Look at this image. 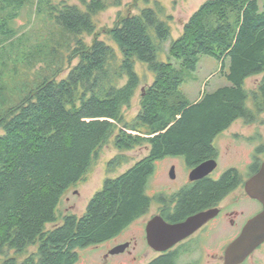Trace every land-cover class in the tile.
<instances>
[{
  "label": "trees",
  "instance_id": "16d2710c",
  "mask_svg": "<svg viewBox=\"0 0 264 264\" xmlns=\"http://www.w3.org/2000/svg\"><path fill=\"white\" fill-rule=\"evenodd\" d=\"M33 2L39 14L75 35L70 59L78 62L65 78L47 73L16 83L18 65L25 59L28 65L34 62L21 52L25 35L17 36L19 29L10 24ZM79 2L82 6L69 0H0V61L14 68L9 83L0 72V251L15 253L3 264H75L79 249L117 237L149 211L153 198L147 186L158 160L179 156L190 166L203 163L217 156L214 139L219 133L238 119L254 123L264 113V77L254 90L245 86L248 78L264 73V5L259 0H206L171 41L169 52L182 59L184 69H195L201 54L216 57L223 66L230 62L231 85L205 93L195 103L181 91L183 70L158 59L161 47L155 37L166 42L172 35L161 18L165 8L160 2L120 16L109 30L120 61L104 40L96 36L87 44L79 35H94L95 16L121 0ZM137 59L148 64L155 78L141 94L138 114L127 121L125 110L140 85ZM112 138L119 150L147 145L148 154L121 175L107 178L83 214L58 216L63 195L86 181ZM124 159L119 154L110 165ZM240 181L239 169L232 168L220 182L203 184V191L185 190L173 218L195 214L214 194ZM59 217L61 223L47 229ZM31 246L36 250L19 260ZM179 256L170 253L148 264H178Z\"/></svg>",
  "mask_w": 264,
  "mask_h": 264
},
{
  "label": "rangeland",
  "instance_id": "374dc122",
  "mask_svg": "<svg viewBox=\"0 0 264 264\" xmlns=\"http://www.w3.org/2000/svg\"><path fill=\"white\" fill-rule=\"evenodd\" d=\"M156 1L160 2L165 8L161 18L170 25L172 32L171 38L166 42H160L155 37V42L161 47L158 52V59L163 62L170 61L177 69L183 70L181 91L187 100L190 103H195L200 100L203 94L212 93L221 87L231 85L227 77V74L230 72L229 60L223 66L222 62L216 57L201 54L195 69H184L182 67V59L172 56L169 52L171 41L181 35L185 22L206 0H121V5H111L95 16L96 33L94 35L82 34L79 37L87 42V44H90L96 36L104 40L114 48L120 61L122 58L120 48L113 40L109 30L120 16L124 17L129 14L138 13L140 9L147 5L154 6ZM69 2L82 6L79 0H69ZM259 2L260 6L263 7L264 0H259ZM47 17L37 12V8L33 2L22 10L21 16L17 18L16 23L10 24L11 27L15 25L19 29L17 36L22 37L23 34L25 35L23 37V44L21 45V52L24 53V50L25 58L27 56L34 62L33 66L31 64L28 65L27 59H25L23 63L18 65V76L14 79L16 83L34 81L47 73L49 75L56 74L57 79L65 78L72 67L78 62L77 58L70 59V52L75 46V35ZM15 55L13 56L15 57ZM51 66L53 70L50 69ZM6 67L10 68V70ZM2 70L7 76L5 77L6 81L8 83L11 82L8 76H10L11 71L13 74V66H5L0 61V72ZM135 70L140 78V85L131 106L125 110L127 121H132L138 114L141 94L148 85L153 83L155 78V74L150 70L146 62L137 59ZM263 77L264 73L248 78L245 83L246 88L249 90L256 89ZM126 79L125 77L124 80H121V83H124ZM248 105L250 107L253 106L252 99L248 101ZM250 126L253 127L251 128ZM258 130L261 134L259 140L257 135ZM0 132H2L1 129ZM235 133L239 134V138L234 137ZM247 136H250L249 138L255 142H251L247 139ZM217 145L221 149L222 155L216 173H222L229 167H236L243 175L246 174V169H248L246 163L252 161V157L256 155V147L258 145L264 146V113L254 123H246L243 119L233 122L230 129L218 138ZM119 154L124 155L125 159L123 163L110 165V162ZM147 154V145L139 146L132 150H119L115 147L114 138H112L102 148L97 161L87 174L86 181L79 182L63 195L57 209L58 216L64 213L83 214L90 200L97 191L102 189L107 178L121 175ZM258 154L260 159H264V150ZM166 163L167 161L163 159L156 162L154 174L151 176L147 186V193L150 196H152L153 192H164L166 189L168 178L165 174ZM260 206V203L257 201L248 200L246 203H241L238 208L245 210L243 218L246 219L248 216L257 213ZM152 214L153 211L147 212L115 238L79 249V259L75 264H148L158 256V252L149 245L145 233V224ZM61 221L62 219L59 217L58 222L48 224L47 229L53 228L57 224H60ZM227 232L224 224L217 226L215 230L208 234L207 239L202 240V242L200 241L201 246L196 244L194 250L188 253H183V250H181L178 264H225L224 257L211 261L212 256L210 255L219 252V246L227 242ZM126 242L131 243L127 249L128 251L126 250L119 254L109 253L114 247ZM35 250L36 246L29 247L28 252L22 255L21 258L18 255L19 260H23L27 254ZM7 255L14 256L15 253L12 251L8 252L7 250L4 253L0 251V264H3ZM242 264H264V243Z\"/></svg>",
  "mask_w": 264,
  "mask_h": 264
},
{
  "label": "flooded vegetation",
  "instance_id": "af4514ba",
  "mask_svg": "<svg viewBox=\"0 0 264 264\" xmlns=\"http://www.w3.org/2000/svg\"><path fill=\"white\" fill-rule=\"evenodd\" d=\"M250 127L252 128L253 126H250ZM229 129L230 127L222 131L221 133H219L214 139V144L218 149L217 156L210 157L205 160V162L209 160H213V159L216 160L217 167L210 173L200 178L191 179V172L194 168H196L202 163H199L194 166H190L188 165L185 159L179 156H167L163 159L164 161L165 160L167 161L166 169H165V174L168 177L166 189L164 192H153L152 196L148 194L150 197L153 198L148 212L153 211V214L147 220L145 224V233H146V227H147L148 222L151 219H153L155 216H161L165 221L171 224L179 223L181 221L186 220L188 217L192 216V215L187 216L184 219H177V218L174 219L173 218V216H175L178 211L182 195L185 193L184 191L192 187H194V189L195 188L197 189L199 187L198 189H200L201 186L205 183L207 184L215 183L216 184L220 182L222 177L230 169L236 168V167H229L222 173H216V170L219 167V163H220L221 155H222V151L217 145V140L219 137L224 135V133H226ZM257 133H258L257 135H258V140H259L261 137L260 131L258 130ZM234 137L239 138V134L235 133ZM249 137L250 136H247V139H249L251 142L252 141L255 142L253 139H250ZM261 146L262 145H258L256 147V150H255L256 155L252 157V161L246 163V167H248V169H246V174L243 175L242 172L239 170L241 173V181L237 182L233 188L227 190L226 192H223L219 196H216V194H214L212 199L210 197V199H208L209 201H207L204 205L196 209V212H195V214H197L200 212H206V211L217 209V214L214 217L210 218L203 226L197 229L193 234L179 241L177 244H175L173 247H171L167 251H164V252L157 251L158 252L157 257L168 255L170 253L180 254L181 250H183V253L184 252L188 253L190 251H193L196 244H199V246H201L200 241L202 242V240L207 239L208 234H210L213 230H215L217 226H220L223 224H224V227L228 231L227 236H226L227 242L219 246V252H215L214 254L210 255L212 256L210 260L215 261V260H218L224 257L225 249H226L225 246L227 247L229 243L235 240L242 233L247 222L252 217H254L255 215H257L259 212L263 210L262 202L250 196L249 193L246 192L245 190L246 182L249 180V178H251L253 175H255L259 171L262 165V162L264 161V159H260L258 157L259 155L258 153H261L260 151ZM229 148L230 146L228 147V150ZM172 170H174L173 175H172ZM231 183L232 181L230 182V184ZM200 190L203 191V189H200ZM210 194L209 196H211ZM248 200L257 201L260 203L261 206L257 213L251 216H248L246 219H244L243 217L245 216V210L239 209L238 207L241 203H246ZM146 239H147V233H146ZM129 247H127V249Z\"/></svg>",
  "mask_w": 264,
  "mask_h": 264
},
{
  "label": "water",
  "instance_id": "95a60500",
  "mask_svg": "<svg viewBox=\"0 0 264 264\" xmlns=\"http://www.w3.org/2000/svg\"><path fill=\"white\" fill-rule=\"evenodd\" d=\"M216 167V160L206 161L192 170L191 179L200 178ZM245 190L250 196L262 202L263 210L252 217L242 233L228 244L224 254L225 264H242L264 243V161L259 171L246 182ZM216 214L217 209L200 212L173 224L168 223L161 216H155L146 227L148 243L156 251H167L179 241L193 234ZM129 245V242L120 244L111 249L109 253H123Z\"/></svg>",
  "mask_w": 264,
  "mask_h": 264
}]
</instances>
